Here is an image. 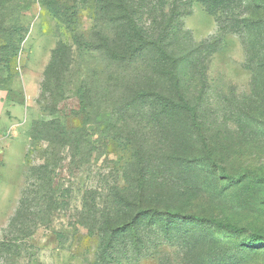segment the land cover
Wrapping results in <instances>:
<instances>
[{
  "label": "rangeland",
  "instance_id": "rangeland-1",
  "mask_svg": "<svg viewBox=\"0 0 264 264\" xmlns=\"http://www.w3.org/2000/svg\"><path fill=\"white\" fill-rule=\"evenodd\" d=\"M126 1L191 73L210 154L181 122L172 130L134 102L151 56L115 62L79 47L46 5L96 39L104 3L0 0V264H264V250L244 246L264 233V33L253 42L244 19L264 31V12L246 0L214 14L199 0ZM178 208L230 234L145 221L142 241L111 239L101 258L114 228Z\"/></svg>",
  "mask_w": 264,
  "mask_h": 264
},
{
  "label": "trees",
  "instance_id": "trees-1",
  "mask_svg": "<svg viewBox=\"0 0 264 264\" xmlns=\"http://www.w3.org/2000/svg\"><path fill=\"white\" fill-rule=\"evenodd\" d=\"M249 4H254L259 10L264 12V0H246ZM98 3H104L106 6V19L104 18L103 25H106L103 33H97V38L88 39L85 34L80 33L76 28L72 27V19L65 16L58 11L50 2H47V8L49 12L69 25L72 29L73 42L79 47H85L98 52H104L106 55H110V59L115 62H124L127 58H132L136 53L138 56H151V60L144 68L147 70L148 75L141 80L146 81L140 86L137 96L134 102L138 103L143 111H150L153 119L161 124H167L170 129L176 130L177 124L180 122L184 126V130L190 134V136L197 135L202 141V145L205 150L210 154V148L205 137L204 129L199 121V109L197 105L192 103L186 87V78L188 71L182 70L180 60L178 56L170 51L161 42V39L152 36L146 32V30L137 22L136 18L129 10V6L126 0H97ZM204 6L206 11L210 14L222 12L226 10L230 5L235 3L234 0H199ZM245 27L251 29L253 35V42H260L261 35L264 31H260L263 23L257 21L254 18L250 20L244 19ZM102 30V29H101ZM249 33V32H248ZM251 34V33H250ZM5 48L11 47L8 43ZM259 47L253 46L250 51L254 55V52L258 51ZM17 49V47L15 48ZM262 55L264 56V47H261ZM56 59V53L54 60ZM131 60L128 61L129 64ZM196 76V74H194ZM148 77V78H147ZM180 120V121H179ZM187 122V123H186ZM45 127V136L52 135L54 130L50 128L49 123H42ZM180 126V125H179ZM48 138V137H44ZM177 152V151H176ZM212 159V157H211ZM211 163L215 166L216 161L211 160ZM237 179L231 177L230 180ZM142 217H137L133 222L114 228L110 233H107L103 237V243L101 248V258L105 259L110 255L111 239L116 237L128 238L133 236L136 243L142 241L143 235L150 230V226L154 228L161 227L168 233L172 227L171 222L176 219L189 220L201 226H205L212 229L217 236H228L230 233L225 231L226 223L222 219L217 218H204L197 215H187L183 209L178 208L176 210L170 209L166 212L159 213V216H149L147 212H142ZM145 221L150 224L145 225ZM236 232L243 233L239 227H234ZM168 236V235H167ZM165 237V236H164ZM169 240L165 239L167 243ZM244 246L249 247L254 251L264 250V233H253L248 240L244 242Z\"/></svg>",
  "mask_w": 264,
  "mask_h": 264
}]
</instances>
